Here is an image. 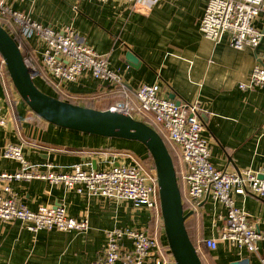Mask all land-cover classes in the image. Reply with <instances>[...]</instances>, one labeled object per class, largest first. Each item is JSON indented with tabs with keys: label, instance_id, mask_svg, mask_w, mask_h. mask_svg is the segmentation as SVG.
<instances>
[{
	"label": "crops",
	"instance_id": "obj_1",
	"mask_svg": "<svg viewBox=\"0 0 264 264\" xmlns=\"http://www.w3.org/2000/svg\"><path fill=\"white\" fill-rule=\"evenodd\" d=\"M205 4L206 0H155L149 5L127 0H21L11 5L56 31L72 27L79 39L107 55L109 67L130 91L131 102H135L133 93L139 85L158 84L160 96L174 94L176 101L196 103L203 123L201 136L209 146L212 164L227 171L257 170L264 167V88L242 90L238 85L247 80L256 64L264 66V38L254 49L232 47L227 36L214 43L199 30ZM253 25L264 27V11ZM16 30L9 28L10 33ZM23 42L21 51L31 54L42 71L44 42L35 34ZM127 51L137 56L138 66L127 61ZM33 80L45 93L60 94L65 101L99 110L110 109L122 98L117 84L95 79L88 72L63 83L60 90L42 74ZM0 107L7 117L5 126H0V173H14L21 167L2 155L8 143L21 145L26 162L44 173H69L76 164L86 170H103L112 164L149 158L148 150L137 140L75 131L40 118L20 97L4 65H0ZM173 151L177 164V149ZM5 186L18 203L31 210L46 204L63 205L70 217L86 218L88 226L83 231H31L24 221L0 220V264H92L104 255L106 232L116 227L155 232L159 241L167 244L160 220L156 223L153 211L145 206L77 192L64 183L37 178H0V194ZM234 200L264 232V197L234 195ZM187 205L185 213L189 212ZM225 218V207L207 196L186 218V230L202 263L262 264V241L249 249L219 240ZM210 238L217 240L215 249L204 244ZM120 243L132 248L128 238Z\"/></svg>",
	"mask_w": 264,
	"mask_h": 264
},
{
	"label": "built area",
	"instance_id": "obj_2",
	"mask_svg": "<svg viewBox=\"0 0 264 264\" xmlns=\"http://www.w3.org/2000/svg\"><path fill=\"white\" fill-rule=\"evenodd\" d=\"M21 0H0V25L8 30L20 50L23 39L32 34L44 42L40 53L42 71L34 63L31 54L22 51L23 60L33 77L42 74L45 80L57 90L65 82L73 81L84 72L95 79H105L118 85L121 100L110 109L128 113L133 118L152 125L160 134L172 153L177 149L179 163L176 177L182 195L183 208L195 211L204 197L226 209V223L219 240L236 243L254 249L258 241L264 243V232L250 222V214L237 206L234 195L264 197V167L257 170L241 169L227 171L217 169L210 161V149L202 138L203 123L196 103H177L175 99L159 95L158 84H141L134 91L135 102L130 100V91L121 81L117 72L109 67L107 55L97 53L86 42L79 39L72 27L56 31L43 26L22 11L12 7ZM106 1V0H101ZM129 3L153 4L155 0H127ZM264 11V0H206L203 15L199 21L201 33L214 43L227 36L230 46L241 49L256 48L264 38V27L253 25L254 19ZM7 27V28H6ZM15 27V33L9 28ZM0 65L5 63L0 59ZM242 90L264 88V66L256 64L245 82L239 83ZM7 117L0 107V126H5ZM4 157L21 164L14 173H0V178L30 180L44 179L50 183H64L68 189L87 191L116 200H128L135 205L145 206L153 211L156 223L163 226L159 188L154 167L142 160L127 164H112L103 170H86L80 164L73 166L69 173L42 172L26 162L22 146L8 143L2 150ZM185 190V194L183 191ZM187 203V204H186ZM0 220H21L28 229H56L58 231H83L87 228L86 218L70 217L63 205H40L31 210L16 201L9 186L0 194ZM128 238L132 248L126 249L121 243ZM209 249L217 247V240L204 241ZM176 264L168 244H162L155 232L145 229L116 227L106 232L104 255L92 264ZM264 264V259H262Z\"/></svg>",
	"mask_w": 264,
	"mask_h": 264
},
{
	"label": "water",
	"instance_id": "obj_3",
	"mask_svg": "<svg viewBox=\"0 0 264 264\" xmlns=\"http://www.w3.org/2000/svg\"><path fill=\"white\" fill-rule=\"evenodd\" d=\"M0 57L20 97L39 117L54 125L105 137H116L141 142L150 153L159 188L163 229L170 252L176 264H203L189 238L172 156L160 134L148 124L128 113L112 109L99 110L61 100L40 90L33 74L26 66L14 38L0 25ZM127 61L139 65L132 51L125 54ZM169 98L174 99V94ZM179 103L180 101H176ZM233 264H240L238 261Z\"/></svg>",
	"mask_w": 264,
	"mask_h": 264
},
{
	"label": "trees",
	"instance_id": "obj_4",
	"mask_svg": "<svg viewBox=\"0 0 264 264\" xmlns=\"http://www.w3.org/2000/svg\"><path fill=\"white\" fill-rule=\"evenodd\" d=\"M44 92V91H43ZM48 94V93H47ZM49 95H51V94H49ZM54 96V95H53ZM54 97H57V98H59V99H61V100H63L62 98V95H58V96H54ZM69 102H72V103H75V104H77L76 102H74V101H69ZM41 118V117H40ZM144 123H146V122H144ZM146 124H148V123H146ZM149 125V124H148ZM149 126H151L153 129H155L152 125H149ZM165 144H166V142H165ZM167 145V144H166ZM167 147H168V150H169V152H170V154H171V156H172V159H173V162H174V167H175V171H176V162H175V160H174V156H173V153H172V150H170V148H169V146L167 145ZM149 153V152H148ZM147 165H149L150 167H154V165H153V160H152V157H151V155H150V153H149V158L147 159V161L145 162Z\"/></svg>",
	"mask_w": 264,
	"mask_h": 264
}]
</instances>
